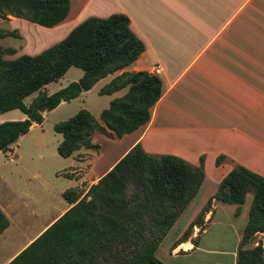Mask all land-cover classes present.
<instances>
[{
  "label": "crops",
  "instance_id": "1",
  "mask_svg": "<svg viewBox=\"0 0 264 264\" xmlns=\"http://www.w3.org/2000/svg\"><path fill=\"white\" fill-rule=\"evenodd\" d=\"M70 1L68 17L54 27L14 16L1 20L0 30L15 31L20 36L9 37L22 40L18 48L0 44L3 48L14 49V53L5 54V58L38 54L60 42L89 17L124 13L146 48L139 59L123 70L158 74L164 93L153 107L150 122L136 131L121 138L95 132L93 142L101 146L99 150L82 148L71 157H62L58 145L63 135L45 128L55 108L46 111L44 122L33 124L11 152H3L14 166L0 175L2 181L26 183L34 178L39 191L51 199H63L60 204L52 202L49 205L47 219L40 224L39 221L35 229L23 232L28 233L27 240L10 255L1 256L0 264L9 263L72 206L64 198L66 190L76 188L82 197L85 196L91 185L139 142L150 153L174 154L197 166L201 165L203 156L205 159V181L184 211V223L179 225L180 216L170 230L176 233L168 245L167 260L157 255L158 258L165 264H186L188 260L193 261L192 264H225L226 257L231 256L233 264H237L252 201L248 202L253 199L251 193L241 206L240 214H237V205L214 200L205 215V227L195 226L188 240H178L234 167L243 165L264 176V0ZM3 24L6 25L3 27ZM121 72L101 79L79 97L95 89L100 94V90ZM50 84L46 90L52 94L56 90H49ZM127 91L128 87L102 94L108 98L107 107ZM104 109L95 115L99 120ZM26 117L21 110L14 109L1 113L0 123ZM97 138L115 145L111 154L104 151V144ZM220 155L226 158L217 165ZM31 184L25 192L29 191L33 198ZM0 208L10 220V226L0 235V246H4L12 238L14 207L10 201L0 200ZM224 217L230 220L227 222ZM218 226L234 232L233 248L223 236L214 234L212 239H206Z\"/></svg>",
  "mask_w": 264,
  "mask_h": 264
},
{
  "label": "trees",
  "instance_id": "2",
  "mask_svg": "<svg viewBox=\"0 0 264 264\" xmlns=\"http://www.w3.org/2000/svg\"><path fill=\"white\" fill-rule=\"evenodd\" d=\"M70 0H0V21L10 16L54 27L64 21ZM15 31H0V38ZM144 42L134 33L124 13L89 17L76 25L60 42L42 52L14 59L5 54L13 48L0 46V114L19 109L22 120L0 123V151L9 153L32 125L43 123L44 112L62 102L78 98L101 79L121 72L140 58ZM83 70L73 81L50 94L46 86L62 78L70 68ZM114 98L100 120L87 108L55 123L63 135L58 145L62 157L82 148L99 150L95 132L121 138L146 125L164 93L161 77L148 71L123 70L101 90ZM225 155L216 161L220 165ZM204 156L197 166L174 154H154L139 142L131 148L85 196L76 188L64 192L72 206L7 264H165L156 252L182 213L198 195L206 178ZM253 195L249 219L239 244L237 264H264V176L243 165L234 167L221 181L198 217L178 241L193 234L195 226L205 227V215L214 200L238 206ZM10 220L0 208V235ZM196 243V242H195ZM188 247V245H186Z\"/></svg>",
  "mask_w": 264,
  "mask_h": 264
},
{
  "label": "rangeland",
  "instance_id": "3",
  "mask_svg": "<svg viewBox=\"0 0 264 264\" xmlns=\"http://www.w3.org/2000/svg\"><path fill=\"white\" fill-rule=\"evenodd\" d=\"M4 20V19H3ZM6 24H3V27ZM1 28V26H0ZM1 31V30H0ZM0 44L6 47H13L18 48L22 45L21 39H16L14 37H4L0 38ZM21 56V55H20ZM19 57V56H18ZM17 58V57H15ZM83 75V70L77 67H72L68 70V72L60 78L58 81L51 83L48 88L49 90H60L61 88L67 86L73 81H78L80 76ZM108 98L103 96L102 94L98 93V90H92L91 92L79 97L75 98L71 101H66L60 104L54 111L50 113L47 119V123L45 128L52 129L55 132V128H53L52 124L54 122H59L62 120H67L70 117L74 116L81 108H87L90 110L94 115H98L99 111L107 107ZM57 132V131H56ZM55 132V133H56ZM59 133V132H58ZM98 141H101L104 144V151L106 153L111 154L115 145L112 143H106L101 138H97ZM48 141H51V137L48 138ZM50 143V142H49ZM10 157H6L3 152H0V175L6 173L10 167L14 166V163L9 161ZM0 179V200L5 201L8 200L13 203L14 211L12 215V219L14 221V228L12 230V238L5 243L4 246H0V257L10 255L22 244L27 240L28 233L23 234V232L27 231L29 228L35 229L41 223V220L47 219L46 210L50 209V204L58 203L60 204L61 199L60 197L51 199L46 193L43 191H39L38 189V181L36 179L28 180L26 183H16V182H4ZM32 183V184H31ZM31 184L34 188L32 190L34 197H30V193L25 192L27 191L28 185ZM81 193V192H80ZM64 195V194H63ZM35 198V200H34ZM65 198V197H64ZM66 199V198H65ZM252 198L249 199V203H251ZM50 212V210H49ZM186 214L184 212L181 215V220H179V225L181 226L184 221L186 220ZM225 220L228 222L230 219L224 217ZM38 219V220H36ZM31 230V229H30ZM176 230H172L169 235L163 240V243L159 250L157 251V255L160 258L167 260L168 257V245L170 244L171 240L175 236ZM223 236L224 241L228 239V246L230 248L234 247L236 242V236L234 232L230 231L229 229H221L220 226L212 230V232L206 236V239H212L213 236ZM25 235V236H24ZM208 237V238H207ZM262 241L264 243V235L259 234L256 238L257 242ZM225 245V244H224ZM232 245V246H231ZM5 248L4 250H2ZM192 260V259H191ZM193 261H186V264H192ZM225 264H233V257L227 256L225 260Z\"/></svg>",
  "mask_w": 264,
  "mask_h": 264
},
{
  "label": "water",
  "instance_id": "4",
  "mask_svg": "<svg viewBox=\"0 0 264 264\" xmlns=\"http://www.w3.org/2000/svg\"><path fill=\"white\" fill-rule=\"evenodd\" d=\"M45 113V112H44Z\"/></svg>",
  "mask_w": 264,
  "mask_h": 264
}]
</instances>
